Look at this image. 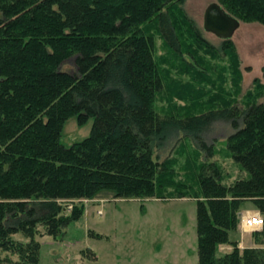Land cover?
I'll list each match as a JSON object with an SVG mask.
<instances>
[{"label": "trees", "instance_id": "trees-1", "mask_svg": "<svg viewBox=\"0 0 264 264\" xmlns=\"http://www.w3.org/2000/svg\"><path fill=\"white\" fill-rule=\"evenodd\" d=\"M214 1L240 21L239 29L264 36V0ZM183 2L0 0V264L11 263V255L15 264H37L35 235L56 236L82 217L83 200L103 191L126 199L194 198L198 264H264V254L259 259L253 248H240L236 235L247 204L264 222V82L257 77L245 86L235 40H221L219 49L209 43ZM156 34L197 65L200 51L221 52L218 88L228 97L217 91L201 112H193L195 103L185 114L158 111L155 98L165 83ZM69 58L73 69H61ZM201 80L200 89L212 81ZM71 117L77 125L93 123L88 136L64 146L61 128ZM215 119L232 132L207 144L201 133ZM170 131L184 135L159 160L156 150ZM217 146L241 171L229 184L212 158ZM256 241L264 247V223ZM221 245L231 249L218 254Z\"/></svg>", "mask_w": 264, "mask_h": 264}, {"label": "rangeland", "instance_id": "rangeland-1", "mask_svg": "<svg viewBox=\"0 0 264 264\" xmlns=\"http://www.w3.org/2000/svg\"><path fill=\"white\" fill-rule=\"evenodd\" d=\"M212 1L214 0H184L179 6L194 21L208 42L219 49L221 39L202 28L203 11ZM251 31L248 26H244L235 33L240 39L244 35H255L256 42L253 39L242 40L245 56L242 58V70L244 85L247 87L253 86V80L257 78L247 56L252 51L255 53L263 44L260 41V31ZM183 42L184 46L188 45L189 50H192V39L187 37ZM154 52L165 83L164 89L155 98V108L158 111L165 112L176 107L180 108L181 114H185L192 103L198 106L193 108V112L205 111L207 106L204 104L210 101V96L214 98L217 91L220 95L224 93L218 88L222 86L219 71L225 60L221 52L213 57L205 50L200 51L198 54L205 67L197 65L185 49L181 50V55L171 51L159 34L154 39ZM260 56L264 60V53ZM61 69L72 70V59H66ZM203 76L212 81L208 86L204 84L205 89H200V82H204L201 80ZM191 77L197 78V82L192 83ZM262 79L260 81L264 82V78ZM188 83H191L190 92L186 88ZM229 86L230 82L228 88ZM223 96L228 97L226 93ZM92 123L93 118L82 125H77L73 117L67 119L61 128L60 143L69 146L85 138L90 133ZM231 132L228 122L215 119L201 135L207 144H216L224 141ZM182 135L183 132L170 131L166 144L156 150L159 160L172 155L178 137ZM225 155L226 152L219 149L212 158L220 164L223 180L229 184L241 171L239 165ZM82 203L85 205L82 217L63 227L56 236L35 235L39 244L37 264H198L196 199L114 198L111 192L103 191ZM247 206L253 209L251 204ZM260 231H252L251 235L256 243L257 233ZM236 235L240 241L242 238L239 237V231ZM13 237L26 240L19 233L13 234ZM223 246L225 245H221ZM220 248L218 254L221 252ZM9 258L12 262L8 264H15L16 256L11 255Z\"/></svg>", "mask_w": 264, "mask_h": 264}, {"label": "crops", "instance_id": "crops-1", "mask_svg": "<svg viewBox=\"0 0 264 264\" xmlns=\"http://www.w3.org/2000/svg\"><path fill=\"white\" fill-rule=\"evenodd\" d=\"M240 28V27H239ZM239 30V29H238ZM251 37V38H249ZM238 48H239V51L241 53V55L244 54V50L242 47L243 44H242V40H245V39H248V41L252 40L254 42L255 41V36L254 35H249L248 37L246 35L243 36L242 39L238 38L237 35L232 37ZM251 41V42H252ZM260 41L263 42V44H261L260 48L258 50L255 51H252L250 53L249 56H247L248 58V61L249 63H251V65L253 66V71H254V74H256V77H258L259 79H262L264 78V60H261V56L264 52V36H262V38L260 37ZM260 53V54H259ZM243 57H245L243 55ZM258 73V74H257ZM263 80V79H262ZM255 212H258L256 209H250L248 206H245L241 212L239 213V215L241 216L242 214H246V213H255ZM238 231H239V237H241L242 239L238 242H239V247L240 248H245V247H251L255 250V255L258 256L259 259H262L261 257L263 256L264 254V247H260L254 240H253V237H252V231H247V230H244L242 227H241V223L239 221V228H238ZM257 231H260V230H257ZM231 249V246H223L220 248V251H228Z\"/></svg>", "mask_w": 264, "mask_h": 264}, {"label": "water", "instance_id": "water-1", "mask_svg": "<svg viewBox=\"0 0 264 264\" xmlns=\"http://www.w3.org/2000/svg\"><path fill=\"white\" fill-rule=\"evenodd\" d=\"M239 27L240 21L215 1L210 2L203 11V30L221 40L231 39Z\"/></svg>", "mask_w": 264, "mask_h": 264}, {"label": "built area", "instance_id": "built-area-1", "mask_svg": "<svg viewBox=\"0 0 264 264\" xmlns=\"http://www.w3.org/2000/svg\"><path fill=\"white\" fill-rule=\"evenodd\" d=\"M240 223L244 230L257 231L263 227V216L259 212L242 214Z\"/></svg>", "mask_w": 264, "mask_h": 264}, {"label": "flooded vegetation", "instance_id": "flooded-vegetation-1", "mask_svg": "<svg viewBox=\"0 0 264 264\" xmlns=\"http://www.w3.org/2000/svg\"><path fill=\"white\" fill-rule=\"evenodd\" d=\"M237 34H235V36H236Z\"/></svg>", "mask_w": 264, "mask_h": 264}]
</instances>
